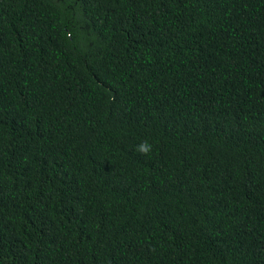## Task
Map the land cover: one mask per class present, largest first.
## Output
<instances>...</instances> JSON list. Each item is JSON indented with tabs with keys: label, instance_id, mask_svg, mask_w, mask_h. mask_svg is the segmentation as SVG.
<instances>
[{
	"label": "trees",
	"instance_id": "trees-1",
	"mask_svg": "<svg viewBox=\"0 0 264 264\" xmlns=\"http://www.w3.org/2000/svg\"><path fill=\"white\" fill-rule=\"evenodd\" d=\"M0 264H264V0H0Z\"/></svg>",
	"mask_w": 264,
	"mask_h": 264
},
{
	"label": "clouds",
	"instance_id": "clouds-1",
	"mask_svg": "<svg viewBox=\"0 0 264 264\" xmlns=\"http://www.w3.org/2000/svg\"><path fill=\"white\" fill-rule=\"evenodd\" d=\"M152 147V144L145 140L137 145L136 151L142 155H148L152 151Z\"/></svg>",
	"mask_w": 264,
	"mask_h": 264
}]
</instances>
